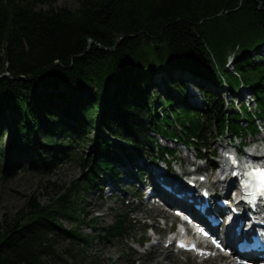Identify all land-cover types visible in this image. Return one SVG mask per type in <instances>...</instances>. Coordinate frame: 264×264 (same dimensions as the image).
<instances>
[{
  "label": "trees",
  "instance_id": "trees-1",
  "mask_svg": "<svg viewBox=\"0 0 264 264\" xmlns=\"http://www.w3.org/2000/svg\"><path fill=\"white\" fill-rule=\"evenodd\" d=\"M35 1L42 0H0V141L9 131L0 154L41 173L78 146L90 154L80 156L79 178L57 187L47 204L29 198L24 212L3 220L0 264H43L42 255L61 259L85 243L80 191L103 175L118 178L117 166L133 165L147 149L158 155L152 159L173 154L157 135L205 155L211 137L245 138L264 120V0H80L75 13L36 9ZM177 72L203 83L200 109L187 104ZM158 84L167 95L154 91ZM222 88L240 94L239 110H227ZM68 219L74 226H64ZM129 225L117 215L91 226L92 238L114 241ZM57 239L71 245L59 250Z\"/></svg>",
  "mask_w": 264,
  "mask_h": 264
},
{
  "label": "rangeland",
  "instance_id": "rangeland-1",
  "mask_svg": "<svg viewBox=\"0 0 264 264\" xmlns=\"http://www.w3.org/2000/svg\"><path fill=\"white\" fill-rule=\"evenodd\" d=\"M80 0H42L35 1L34 5L36 9L42 10H59L66 9L73 13L78 11ZM177 75L186 80L188 88L187 104L191 107L200 109L203 106L201 93L199 91V85L203 83L197 77L187 72H177ZM167 84L171 86L172 92L168 94L169 97L174 100L179 99L177 90L172 85V80L168 79ZM153 89L156 92L166 93V86L164 84H158ZM88 90L82 93H87ZM220 95L226 102V108L228 111L239 110L241 100L240 94L232 95L225 88L219 89ZM249 97L248 107L254 110V104L252 96L245 94V98ZM154 105L158 106V101L154 99ZM176 107L180 106L178 102H175ZM165 108H167L165 106ZM259 126H264L263 121L257 120ZM262 124V125H261ZM178 130V126H177ZM179 134L178 132H176ZM259 134L249 135L245 139L237 138L236 143L242 141L245 150L247 144L250 143V147H253L255 139L259 138ZM9 131L5 128L4 133L1 136L0 144L5 146L8 142ZM157 142L163 146L174 147L173 158L175 162H184V158L193 160V150L191 151L181 143H175L170 139H164L160 136H156ZM228 141L229 136L224 135L219 138L211 137L208 140L207 154L211 149H215L218 153L219 144L223 141ZM235 143V144H236ZM262 142H259L258 148H262ZM75 154L73 157L60 158L49 162L46 167V171L41 173L36 171L29 163L23 162L22 157L18 158L16 155H11L8 160L4 155L0 154V226L3 220L13 219L17 216L18 212H24L26 202L29 198H35L40 204H47L51 197H54L57 187L70 186L84 172V166L81 163L80 156H87L90 151L86 145L83 147L78 146L73 151ZM147 155V156H146ZM152 156V157H151ZM156 153L151 149L146 150V154L135 160L141 165V161L147 160L148 157H155ZM207 157V156H206ZM195 162L204 163L205 161L196 160ZM214 163V159L209 157L206 161V169L203 174L208 173L207 167L211 162ZM209 163V164H208ZM127 164V163H126ZM126 164H120L117 166V172L120 174L121 182L115 185V189L107 190L108 187L98 190L100 183L96 188H92L90 191H80L79 196L83 199L78 201L76 212L80 214L78 217L82 219V223L79 225V233L81 236L87 237L85 243H79L72 245V253L68 252L63 258L51 257V255H42L41 260L43 264H200L195 259L189 258L186 254H174L171 249L165 248L163 239L160 241L161 247L150 246L155 238H162L163 230V216L155 212V208H151V204L148 206H141L144 199L145 191L137 183L138 180L133 183L128 182L123 175L124 166ZM175 166V165H174ZM203 166V165H202ZM142 167V166H140ZM176 168V166L174 167ZM177 169V168H176ZM188 169H192L189 165ZM133 170V169H132ZM134 171V170H133ZM123 176V177H122ZM138 176V175H137ZM138 178V177H137ZM214 179L213 176H211ZM102 179L104 183L112 181L111 178L103 175ZM55 186V188H54ZM216 188V187H215ZM217 190V189H216ZM112 193V194H111ZM81 209H85L82 211ZM77 215V214H76ZM117 215L126 216L130 222L129 229L124 232V235L114 241H106L99 237H94L95 231L90 227L98 224L104 226L111 223ZM157 217V218H156ZM171 220H167L165 227L171 224ZM157 226L158 232L155 237H151L152 230H146L149 224ZM65 227L74 226L72 220H64ZM154 226V227H155ZM99 232V230H98ZM143 239L149 241L145 244L139 245ZM69 239H57L54 242V247L61 250L67 247L70 243ZM71 245V244H70ZM166 255V257H165Z\"/></svg>",
  "mask_w": 264,
  "mask_h": 264
},
{
  "label": "bare ground",
  "instance_id": "bare-ground-1",
  "mask_svg": "<svg viewBox=\"0 0 264 264\" xmlns=\"http://www.w3.org/2000/svg\"><path fill=\"white\" fill-rule=\"evenodd\" d=\"M252 101H253V99H252ZM258 120L263 121V123H264L263 119H258ZM256 127L260 133L264 134V126H257L256 125ZM237 137L242 139V136H233V137H230L228 141H225V140L223 141L224 151L229 150L231 148H234V146L236 148H238L239 150L243 149L244 144L242 141H239L236 143ZM245 138H243V139H245ZM252 142L258 143V141L256 139ZM262 143H264V139L262 140ZM248 144H250V143H248ZM254 146H256V145H254ZM256 152L260 153V155H264L262 149L257 150ZM245 153H249V154L254 153L253 148L247 147V150H245ZM217 154L220 156V158H222L223 154L221 153V151H218ZM143 156H145V154L141 155L140 157H143ZM151 157H148L147 160L140 162V164H141L140 166H142V167H140L137 162H133V165L137 164L134 166L130 163H127L126 166H124L125 170H123V172H124L123 175H124L125 179H128V182H130V183H133L134 181H136L137 177H138L137 176V170H138V168H140V170H142V173L144 174V176H143L144 179H141L140 182L137 181V183L143 189H146L147 193L151 197H157L159 195L162 197H166L167 200L172 199V192H169L165 188L161 187L160 182H162L166 187H171L172 190H176V191L180 192L181 194H183V197L185 199H186V197H185L183 192L189 187V185L187 183L189 180L193 183L191 191L196 192L198 190V188H200V189L204 188L209 193L208 186H209V181H210V174H209V172L207 174H203L204 171H200L202 169H206V166H207V164H205L206 160L204 158H202L205 161L204 163L195 162L194 156H193V160H189V158H188V161H187V159L184 158L183 163L181 161L175 162V160H173L171 162V164H169L165 159H162V158L152 159ZM199 161H201V159ZM246 161H247L246 156H243V158H241V160H240L241 165H243ZM174 165L176 166L177 169L174 168L175 167ZM189 165L192 166V169H188ZM222 165H223L224 169H227V173L225 174V176H220V175H222L220 173L219 176L223 180L222 182H225L226 178H228L230 176L229 172L232 173V170L236 167L233 164L228 163L227 160L226 161L222 160ZM207 169H208V167H207ZM238 170H239V167H238ZM212 176H213V173H212ZM111 179H112V181H108L106 183V185L108 187L107 190H113V188L115 189L116 188L115 185H117L118 182H121L120 174L118 175V178H115V179L111 178ZM102 181H103V179H102ZM102 181H100L99 183H101ZM177 181H180V182H177ZM98 190H101V189L98 188ZM222 191H221V193H222ZM210 196H211V198H213L215 196V193L210 192ZM226 196L228 197V199H230L229 195L226 194ZM145 199H146V201L142 202V204H141L142 207L143 206L145 207V206H148V204L149 205L151 204V202H149L148 198H145ZM231 205H232V201H231ZM151 208H155V212L161 214L163 216V218L171 217L170 211H168V210L160 209L157 206H155L154 204H151ZM224 208L228 212V216H230L234 219L239 218V216L232 214L229 211V208L227 206H225ZM246 210L250 214H253L250 212V210L248 208H246ZM249 219H250L249 216H245V220H249ZM245 220H244V222H246ZM157 244L158 245L156 248H159V247L162 248L160 241H158ZM165 257H166V255H165Z\"/></svg>",
  "mask_w": 264,
  "mask_h": 264
},
{
  "label": "snow or ice",
  "instance_id": "snow-or-ice-1",
  "mask_svg": "<svg viewBox=\"0 0 264 264\" xmlns=\"http://www.w3.org/2000/svg\"><path fill=\"white\" fill-rule=\"evenodd\" d=\"M233 163H235L234 160ZM233 175H237V173L234 172ZM244 177L245 179L241 181V187L244 192L243 199L246 203L254 205L257 198L264 197V168H253L245 172ZM204 195L207 196V192H205ZM223 203L227 204V201ZM232 211L236 210L233 209ZM217 246L219 247V244H217ZM240 246L242 247L243 245ZM192 247L194 248L195 245ZM240 264H242V262H240Z\"/></svg>",
  "mask_w": 264,
  "mask_h": 264
}]
</instances>
